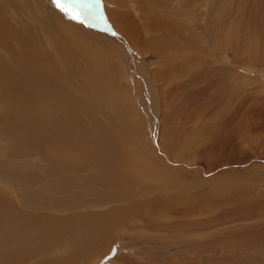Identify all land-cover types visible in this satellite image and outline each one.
I'll list each match as a JSON object with an SVG mask.
<instances>
[{"label": "rangeland", "instance_id": "1", "mask_svg": "<svg viewBox=\"0 0 264 264\" xmlns=\"http://www.w3.org/2000/svg\"><path fill=\"white\" fill-rule=\"evenodd\" d=\"M11 1L22 0L0 1L4 14L0 20L6 23ZM24 1L32 13L20 18L28 33L34 34L38 48L51 53L56 43L45 33V21L56 23V17H51L58 15L56 11L60 18L66 15L53 0ZM194 1L99 0L87 19L79 7L67 8L79 20L67 15L66 21H72L70 26L84 39L63 25L59 30L75 37L76 41H69L76 53L72 60L81 62V67L89 64V71L68 76L54 69L42 81L53 85L78 79L86 84L93 78L99 84H88L94 91L87 93V103L75 90L80 99L78 112L69 113V108L60 105L66 111H60V116L55 111L41 112L36 125L21 116L20 121L4 118L0 257L10 261L18 254L28 255L23 264H65L68 260L75 264H264V0H216L213 17L199 21L210 31L208 48L213 50L201 63L193 60L200 54L190 43L173 41L178 35L161 29L169 25L166 14L176 17V11ZM208 2L202 14L208 12ZM112 12H122L139 24L140 15H164L159 44L168 48L149 52L130 44L112 26ZM148 21L159 35L158 29L153 31L157 22ZM166 60L168 64H160ZM37 100L39 94L29 97L34 105ZM67 115L74 120L71 129L75 130L56 147L67 157L55 154L51 147L45 151L47 134L56 122L63 126ZM78 119L89 123L84 121L80 127ZM91 124L97 132L87 131ZM61 165L70 172L61 174ZM145 199H161L172 211L183 208L182 222L165 214L153 218L140 206ZM20 215L40 231L18 228ZM84 216L89 218L80 219ZM141 217L156 223H143ZM53 218L57 221L52 225L59 222L60 228L68 225L63 220L77 218L78 225L101 230L48 237V227L41 221ZM137 237L138 243L129 244L130 238Z\"/></svg>", "mask_w": 264, "mask_h": 264}, {"label": "bare ground", "instance_id": "2", "mask_svg": "<svg viewBox=\"0 0 264 264\" xmlns=\"http://www.w3.org/2000/svg\"><path fill=\"white\" fill-rule=\"evenodd\" d=\"M205 1L206 0H196L193 3H191L190 6H188V7H184L185 6V4H184L183 9H182L183 11H176V13H175L176 17H174L173 15L169 16V14H166L165 16L169 19V25L165 26V27H162L164 25L160 26V24H163L164 15H157L155 13L140 15V18L143 17L142 24H139V21H137V23L134 20L132 21L131 16H130L131 19H129L127 17V15H125L122 12L121 13L112 12L111 14H109V19L112 22L111 24H113L112 26L115 27L119 32H121L125 36L126 40H128L130 42V44L131 43H135V45L138 44L139 46H142L143 49H146V51H149V52L150 51L151 52L156 51V52L161 53L164 50V48L166 49L167 45L165 47V45H161V43L159 44V42H161L160 36L162 37L164 35V32L160 31V27H162L161 29L166 28L167 29L166 34L168 33V34L174 35V33H176L178 35V37H176V39L173 41L179 42V39H180V42H182V43H184V42L190 43L192 50H194L195 53L200 54V58L195 57V58H193V60L195 62L197 60L198 62L201 63V60H203L202 57L208 56L207 54L213 53V50L208 48L209 47L208 41L210 42V39H211L210 38L211 36L209 35L210 31L207 32V30H204V28H206V27H203V26H205V25L204 24L200 25L201 22L199 23V21L204 20L206 18L213 17V12L215 11V6L217 4L216 0H209V1H211V3L210 2H208V3L211 6L210 7L208 6V9H206V10H208L207 13L202 14L201 8L204 9L205 4H206ZM121 4H123V3H120L119 6H121ZM7 5H8V8H7L8 9V16H7L8 23L0 20V138L4 137V136H1V133L3 130L4 118H7L8 120H13V119L19 120L18 116H21V117H23V120H26L27 122L36 125V121H37L38 117L39 118L42 117L41 116L42 114H40L41 112H43V113L51 112L52 113V111H55V113L58 116H60V111H66L65 109H67V108H69V110L67 109V111L69 113L73 109L78 112L77 108H80L79 107V103H80L79 100L80 99L77 97V93L75 90L77 89L78 93L83 96V100H85V102L87 103L89 101V99L87 97V95H88L87 93H89L90 90L93 89V88L88 89L89 88L88 84L92 83L91 86H97L94 84H99L98 81H94L92 78L90 81H93V82H89L86 84H84V82H82L78 79H75V80L74 79H67V80H59L56 84H53V85H46V83L44 81H42V79H43V77L52 74L54 69L57 70L58 72H60L59 70H61L65 74H67L68 76H71L70 74H77V75L85 74L86 75V73L89 71V64H88V66H86L87 65L86 64L85 65L86 67H84V66L81 67L80 66L81 62L75 63V61L72 60L74 54H76V53L74 50H72L73 49L72 46L74 44L72 45L71 44L72 42L71 43L69 42L71 40H75L72 38L76 37V38L84 39V37L81 34H80L81 35L80 36L77 33V30L73 29L70 26L72 21L71 22L69 21L70 24L68 23V21H66V19L68 20L67 15L65 16L66 19L63 16H62V18H60L59 17L60 14L58 13V11H56V13L58 15H52L51 16V17H56V19H57L56 23H51L48 20L45 21L46 22L45 29L47 28L45 33L50 34L49 36H50L51 40L54 39L56 44L54 46H51L52 43H50V46L53 48L51 53L46 49H41L42 47L39 49L38 43L35 39L34 34L28 33V30L26 29V25H25L23 19L20 18L23 13H32L30 11V8H28V5L26 4V1L22 0L21 2H18V3H13L11 1ZM192 5H194L193 8H192ZM2 7H3V5H2ZM6 7L7 6H5V8ZM189 7L191 9H189ZM36 8H37V6H36ZM46 13H48V12L46 11ZM3 16H4V14L0 10V19H2ZM148 19L149 20L154 19L155 23L157 22L156 24H154V25H156V27L153 31H156V29H158V31H160L159 35H158L157 31L152 32L151 28L149 27L150 25L149 26L147 25V23L150 24V22H151V21L149 22ZM192 20H194V21H192ZM214 22L216 23V21H214ZM152 24H153V22H152ZM59 25H63L66 28L72 29L73 31H71V32L74 33L75 37L73 36L72 38L71 37L69 38V34H71V33L67 34L65 32H61V30H59ZM207 26H209V25H207ZM41 27H42V25H41ZM216 27H218V26H216ZM43 28H44V26H43ZM33 30L35 32L34 24H33ZM139 30L146 31V32L142 33ZM5 32H7L8 35H6V34L4 35ZM152 36H155L157 38L155 39ZM28 38H30L33 41V43L35 44L34 46L31 44V42ZM125 38H124V40H125ZM44 39H48V36H47V38H44ZM118 39L122 43L125 42V41L121 40L120 38H118ZM157 44H159V45L157 46ZM178 45H180V44H178ZM87 46H88V43H87ZM81 47H79V48L81 49ZM82 49H83V47H82ZM87 49H89V48L87 47ZM55 54H56V58L54 59ZM182 54H184V53H182ZM165 59H166V57H165ZM8 60H9V62H8ZM68 60H72V61H68ZM70 62H73V65ZM160 62H161L160 63L161 65L164 63L165 64L169 63L168 60L160 61ZM187 63H189V62H187ZM200 65H202V64H200ZM159 69H161V68H159ZM198 69H200V68H198ZM101 71H103V70L101 69ZM178 71H181V70H178ZM167 72H168V70H167ZM174 72H176V71H174ZM93 74L90 75V72H89L90 77H93L94 76ZM22 77H23V81L19 82ZM164 78L165 77H163V79ZM87 80L89 81V79H87ZM18 88H20V89H18ZM92 91H94V89ZM163 91H165V90H163ZM36 94H39L40 100H37V102L34 105L33 103H31L29 101V97H32L33 95H36ZM44 101H48L49 103L51 101L52 103L46 104V103H43ZM60 105L64 106V108L65 107H67V108L62 109V108H60ZM49 108H51V110ZM89 109L93 111L94 107L92 106ZM64 114L66 115L67 112H65ZM47 116H49V115H47ZM66 117L68 118V121L63 126H61V127L57 126V122H56V127L53 128V131L52 132L50 131V133L48 131L49 136L47 134V137L50 139L48 140V144L44 148L45 151L48 150L47 149L48 147H51L52 149H54L53 152H55V154H63V156H66V152L64 150H59L58 148H56L58 146L59 142L64 144V142L66 141L65 135H67L69 132L71 134L72 131L75 130V129H71L74 120H72L70 117H68V115ZM100 119L98 121H100ZM87 120L88 119H78L77 123L81 127V125L83 124L84 121L88 122ZM30 127H31V125H30ZM44 129H45V127H44ZM28 130H29V128H28ZM58 130H60L59 133H58ZM87 131L88 132H90V131L97 132V130L95 128H92V124H91V128ZM82 135H83V138H86L88 134H85V132H84ZM81 140L83 141V139H81ZM82 150H83V148H82ZM178 154H180V153H178ZM69 169H70L69 167H66L63 165H61L59 167V170H61L60 171L61 174H68L70 172ZM53 176H54L53 180L57 181L55 174ZM51 179H52V177H51ZM0 196L1 197L5 196V194H1ZM175 201L177 202V200H175ZM180 205H183V204H180ZM140 206L142 207L144 212L149 213V214L151 213L152 215L154 214L153 218H155V219L156 218L161 219V216L165 214L166 217L169 216L168 218H170V220L172 219L173 221L176 220L178 222H182L183 212H185V210L183 211V208L177 209L176 207L175 208L177 210L173 209V211H172V207L171 206H164V201H161V199H154V200H151V199L146 200L145 199V200H143V203ZM177 207H179V206H177ZM180 207H182V206H180ZM157 213H159V214L157 217H155V215ZM142 215H144V214H142ZM20 217H21V220L17 221L18 228H21L23 230H26L28 228H33L35 232L40 231L38 226H36V225L28 226L26 221L24 220L23 216L20 215ZM162 217H164V216H162ZM88 218H89L88 216H84L80 219H88ZM140 219L143 221V223L146 221H148L149 223H150V221H151V223H156L151 218L149 219L150 221L147 220L146 217H141ZM54 220L57 221V219H54V218L53 219H46L44 221L43 220L41 221V219H40V221L45 223L48 227L47 228V234H46L48 237L56 238V237H59L60 235H63L65 233H68L71 231H73V232L76 231V232H78L79 236H81V234H84L83 231H86V230H88V231L91 230V232L94 231V233L101 230V229H93V227L90 225H78L77 224V218H72L71 220H63V223L65 222L68 225H65L62 228H60V226L62 224L60 225L59 222L57 224L55 223V225H52V223H54ZM160 222H162V221H160ZM71 227H73V228H71ZM137 228H138V226H137ZM89 235H91V234H89ZM84 236H86V235H84ZM96 237H98V235ZM86 238H87V240L89 239L88 235ZM139 239H140L139 237L130 238L128 241H129V244L133 243L135 245V243L139 242ZM94 240H95V238H94ZM44 243L46 244V248L48 249V247H49L48 241H45ZM85 244L86 243H84V246H85ZM168 245H171V244H169V242H168ZM41 249L43 251H45L43 246L41 247ZM84 253H85L84 255L87 254V252H84ZM27 257H28V255L18 254L16 256L12 257V259L10 261H8V258H6V256H3V258L0 257L1 258L0 264H15V263L23 264V262L26 260ZM88 258L89 257H86L84 259V263L86 260H88ZM70 261L71 260L66 261L65 264H73V263L75 264V260H74V262H70Z\"/></svg>", "mask_w": 264, "mask_h": 264}, {"label": "snow or ice", "instance_id": "3", "mask_svg": "<svg viewBox=\"0 0 264 264\" xmlns=\"http://www.w3.org/2000/svg\"><path fill=\"white\" fill-rule=\"evenodd\" d=\"M53 3L58 9L64 12L65 15H70V13L67 11V8L79 7L81 9V14L85 19H87L92 16V6H98L99 0H53ZM70 18L79 20V16L77 15H70ZM80 22H83V20Z\"/></svg>", "mask_w": 264, "mask_h": 264}]
</instances>
